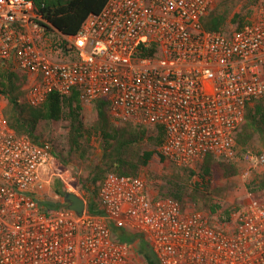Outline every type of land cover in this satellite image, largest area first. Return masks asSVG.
Instances as JSON below:
<instances>
[{
	"label": "built area",
	"instance_id": "built-area-1",
	"mask_svg": "<svg viewBox=\"0 0 264 264\" xmlns=\"http://www.w3.org/2000/svg\"><path fill=\"white\" fill-rule=\"evenodd\" d=\"M221 1L107 0L70 36L33 2L0 0V69L26 75L32 107L51 92L76 91L83 105L108 101L121 123L162 126L160 152L177 167L209 155L231 160L234 132L264 98V0L239 30L205 29L202 19ZM246 159L264 170V151ZM56 184L77 193L51 144L17 136L0 104V264H140L111 225L142 235L159 264H264V191L218 224L153 193L141 175L105 177L104 215H77Z\"/></svg>",
	"mask_w": 264,
	"mask_h": 264
},
{
	"label": "trees",
	"instance_id": "trees-1",
	"mask_svg": "<svg viewBox=\"0 0 264 264\" xmlns=\"http://www.w3.org/2000/svg\"><path fill=\"white\" fill-rule=\"evenodd\" d=\"M36 10L54 28L65 35H75L90 15H98L107 0H29ZM233 1L224 0L213 7L202 19L207 30L230 33L239 30L248 13L232 15L228 5ZM235 29L227 30L230 24ZM227 30V31H226ZM154 50L142 53L151 56ZM27 77L12 67L0 69V99L6 101L3 108L9 126L19 137H25L35 145L49 142L52 153L64 166L74 162L88 164L89 174L82 177L74 171L77 183L87 194V212L93 215H104L98 202V191L102 181L110 173L118 175L139 176L158 155L162 162L166 159L160 152L164 142L165 131L162 126H144L123 123L113 119L109 112V103L105 99L92 103L94 120L85 121L84 106L79 94L73 91L62 96L51 92L46 101L32 107L26 99L25 86ZM63 124L67 150L55 145L58 137H45L44 125ZM47 140V141H46ZM235 158L231 160L207 156L203 162L193 167H182L180 174L169 173L167 184L170 188L160 194L178 200L184 209L185 201L194 202L196 208L209 216L213 223L225 224L239 207L228 205L220 199L221 189L218 183L237 177L240 173V161L250 152L257 140L264 149V98L250 105L243 121L234 132ZM101 147L99 156H92L94 143ZM260 153V152H259ZM241 155V157H240ZM239 157V158H238ZM238 158V159H237ZM241 158V159H240ZM250 194L260 197L264 191V171L248 184ZM55 191L61 196L65 193L56 184ZM49 207L53 206L49 204ZM112 234L118 242L128 245L142 257L146 264H159L146 239L136 233L111 225Z\"/></svg>",
	"mask_w": 264,
	"mask_h": 264
},
{
	"label": "rangeland",
	"instance_id": "rangeland-1",
	"mask_svg": "<svg viewBox=\"0 0 264 264\" xmlns=\"http://www.w3.org/2000/svg\"><path fill=\"white\" fill-rule=\"evenodd\" d=\"M233 1L228 5V8L231 10L232 15L235 13H248L245 17V21L253 20L254 18V10L252 9V6L254 5L256 0H231ZM237 25L230 24L229 28L227 30H233L236 28ZM226 30V31H227ZM0 104L4 108L6 106V101L3 99H0ZM84 106V113H85V121L92 122L94 120V111H93V105H83ZM123 124V123H121ZM63 124H58L57 126L54 125H44V131H45V137L48 139L51 135H54L58 137L57 142H55V145L58 147L59 150L64 149L67 150L66 145V139L64 137L65 130L63 128ZM47 141V140H46ZM94 150L92 153V156H99L101 152L100 145L96 142L93 145ZM264 151V149L260 148L258 141L256 140L252 146V149L250 150V153L257 154L259 152ZM243 159L240 161V173L237 177H234L228 181H222L218 183L219 189H221V195L220 199L228 205L239 207L243 206L247 203H249L252 199L255 198L253 194H250L248 189V184L252 179L257 177L260 173H262L264 170L257 169L252 166L250 161L246 159V154L242 155ZM241 157V155H240ZM239 158V157H238ZM237 158V159H238ZM241 159V158H240ZM196 166V165H195ZM65 169H68L71 173V176L74 178V186L75 190L79 197H81L87 205V194L84 190H82L79 186V183H77V177L74 174V171H78V175H81L82 177H87L89 174L88 170V164L82 163V162H74L71 166H64ZM182 168L177 167L173 165L172 163H169L167 160L164 162L161 161L160 157L156 155L151 164L140 174L144 178L148 179V181L151 183L150 187L153 190V193H159L162 191V193H166L167 190L170 188L168 186L167 177H169V173H173L174 175L180 174ZM139 175V176H140ZM185 207L188 210H193L196 208L194 202L190 200L185 201ZM137 260L140 264H146L142 257H140L138 254L136 256Z\"/></svg>",
	"mask_w": 264,
	"mask_h": 264
},
{
	"label": "water",
	"instance_id": "water-1",
	"mask_svg": "<svg viewBox=\"0 0 264 264\" xmlns=\"http://www.w3.org/2000/svg\"><path fill=\"white\" fill-rule=\"evenodd\" d=\"M68 208L76 212L77 215H83V212L86 208V202L76 194L66 193L64 196Z\"/></svg>",
	"mask_w": 264,
	"mask_h": 264
}]
</instances>
